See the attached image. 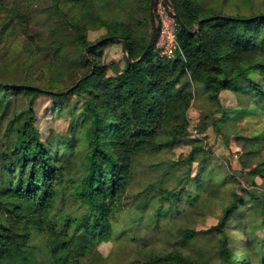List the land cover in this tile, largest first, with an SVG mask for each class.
<instances>
[{
    "label": "trees",
    "instance_id": "obj_1",
    "mask_svg": "<svg viewBox=\"0 0 264 264\" xmlns=\"http://www.w3.org/2000/svg\"><path fill=\"white\" fill-rule=\"evenodd\" d=\"M151 1L53 0L58 14L73 22L53 56L62 59L71 44L80 53L67 61L81 70L68 79L74 89L55 94L66 87L29 67L46 52L32 27L39 0H0V46L18 43L29 64L22 80L0 77V264H126L121 258L110 263L98 253V246L112 239L136 242L138 264H264V192L254 182V176L264 178L259 167L239 172L252 179L251 187L231 193L209 230L190 227V217L206 215L235 174L224 175L208 152L194 145L183 159L182 177L167 193L125 200L143 153L172 149L185 138L191 84L211 100L226 90L236 96L237 106L220 107L223 124L257 116L254 127L264 120V12H256L254 0H170L180 18L174 56L154 61L153 47L132 64L128 59L137 60L151 37L152 31L141 27H152ZM250 7L253 13H241ZM141 10L147 18L136 16ZM94 26L106 30L97 44L88 39ZM108 37L114 38L103 41ZM122 37L127 66L112 77L96 52ZM42 94L60 105L71 95L81 101L83 113L69 111L64 136L51 131L42 138L35 105ZM247 202L251 206L244 208ZM231 231L242 238L239 262Z\"/></svg>",
    "mask_w": 264,
    "mask_h": 264
},
{
    "label": "rangeland",
    "instance_id": "obj_2",
    "mask_svg": "<svg viewBox=\"0 0 264 264\" xmlns=\"http://www.w3.org/2000/svg\"><path fill=\"white\" fill-rule=\"evenodd\" d=\"M244 1L250 4L252 0H234V2L239 3ZM254 2L256 12H264V0H254ZM159 3L167 5L163 0H159ZM38 6L40 12L32 27L33 32L43 39L42 42L46 43L44 46V51L46 52L35 65L30 66L25 62L24 56L21 54L19 49L21 45L17 43L12 48L8 43L3 44L4 46H0V77L8 80H22L25 75L24 69L29 65L32 68V73L41 74L49 82L55 81L60 87H66V90H68L71 88V83L68 79L72 75L75 76L79 69H76L75 66L74 68L70 67V61L67 60L77 58L74 53L79 54L80 51L71 44H67L63 58L60 60L54 58L52 51L57 47V41L60 40V37L69 34L68 30H73V22L58 14L53 0H39ZM134 6H137V4ZM231 12L235 11L231 10ZM253 12L254 10L250 7L243 9L241 13L250 14ZM167 13L170 17L174 15L173 10L168 5ZM136 16H145L144 18H147V14L145 15L142 10ZM141 27L148 32L152 31L150 26L147 28L141 25ZM178 29L179 24L177 22L175 36ZM105 33L106 30L104 28H95L94 26L88 30V39L92 44H97L103 39ZM157 40L159 41V39ZM162 43H164L163 48H159L156 43L154 45V51L156 52L154 61H157L158 56L169 58L174 56L176 40L173 44H170L169 39L165 38ZM169 46H171L170 51L168 50ZM97 49L96 54L101 64L107 66L109 76L113 77L115 73H120L126 68L127 54L123 40L106 42ZM78 72L81 73V70ZM190 87L193 98L187 110V122L184 123L185 138L172 149H162L157 152L150 150L143 153V158L135 164L125 200L161 197L164 193H167L182 177L186 166V162L183 159L190 153L192 145L202 148L208 152L213 162L223 168L225 171L224 175L235 174L234 179L228 178L230 182L226 184L223 195L211 202L210 210L206 215L190 217L191 223H188L190 227H193L196 231H204L218 224L224 205L232 198V192L240 194L243 193L244 188L251 187L250 180L252 179L245 180L240 176L239 172H248L255 167H259L264 171V120L258 121V124L254 127L252 120H257V116L241 121L231 120L223 124L221 119L223 120L224 113L222 114L220 107L237 106L236 96L231 91L226 90L220 93L217 100H211L210 94L203 90L200 85L191 84ZM64 102V105H60L58 99L48 94H42L36 99V124L41 131L43 139L51 131H54L59 136L66 134L70 124V117H67L70 110L74 111L75 115L83 113L82 103L77 95L69 96ZM24 104L25 100L21 103L17 102V108L20 109ZM218 122L222 124L221 127L217 126L216 123ZM257 136L260 139L255 143ZM191 172L194 178L199 176L198 162H194ZM254 182L264 192V178L260 175L254 176ZM244 206V208H248L251 203L247 202ZM182 221L185 222L183 218ZM186 221L188 220L186 219ZM238 232L240 231L230 232V235H234L235 239L233 251L236 262L243 259L242 253L244 252V249H242V238L241 236L238 237ZM260 234L263 235L264 231L260 232ZM135 243L131 241L124 242L119 239L104 241L98 246V253L103 259L109 260L110 263L121 258L126 264H138L136 260L139 255L136 249L137 243Z\"/></svg>",
    "mask_w": 264,
    "mask_h": 264
},
{
    "label": "built area",
    "instance_id": "obj_3",
    "mask_svg": "<svg viewBox=\"0 0 264 264\" xmlns=\"http://www.w3.org/2000/svg\"><path fill=\"white\" fill-rule=\"evenodd\" d=\"M156 13L159 22V34L157 37L159 41L157 40V42L155 43L156 45H158L159 48H163L164 47V43H162L163 39L168 38L170 44H173L175 42L176 40L175 30L178 20L175 14L172 17H170L169 14L167 13V5H163L162 3L159 2L157 4ZM170 47L171 46H169L168 49L169 51L171 50Z\"/></svg>",
    "mask_w": 264,
    "mask_h": 264
},
{
    "label": "water",
    "instance_id": "obj_4",
    "mask_svg": "<svg viewBox=\"0 0 264 264\" xmlns=\"http://www.w3.org/2000/svg\"><path fill=\"white\" fill-rule=\"evenodd\" d=\"M163 1L173 10V12H174L175 16L177 17L178 21H180V18L178 17L177 13L175 12L174 6L171 3V1L170 0H163ZM158 2H159V0H152L151 1L150 18H151V22H152V33H151V37H150L149 43L147 44V47L145 48V50L142 53V55L137 60L134 61V60H132L130 58L128 59L129 62L132 63V64L137 63L140 60H142L144 58V56H146L149 53V51L155 45V42H156L158 34H159V22H158V17H157V13H156V8H157ZM112 38H114V37H108V38L104 39L103 41L110 40ZM122 39L124 41L125 50L127 51L128 44H127L126 38L122 37ZM74 88H75V86L70 88V89H68V90H65L63 92L55 93V94H67V93H69L70 90H72Z\"/></svg>",
    "mask_w": 264,
    "mask_h": 264
}]
</instances>
